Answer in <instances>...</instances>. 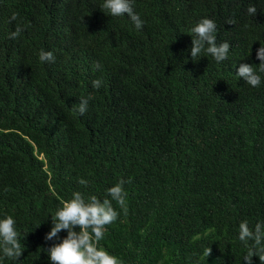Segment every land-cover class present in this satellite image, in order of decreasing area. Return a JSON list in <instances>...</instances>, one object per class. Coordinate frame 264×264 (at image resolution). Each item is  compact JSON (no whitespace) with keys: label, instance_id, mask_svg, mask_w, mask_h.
I'll use <instances>...</instances> for the list:
<instances>
[{"label":"trees","instance_id":"16d2710c","mask_svg":"<svg viewBox=\"0 0 264 264\" xmlns=\"http://www.w3.org/2000/svg\"><path fill=\"white\" fill-rule=\"evenodd\" d=\"M9 1L0 219L14 218L25 251L20 260L0 251V264H51L45 249L59 241L45 236L62 202L76 191L103 200L121 180L125 207L112 201L118 218L99 242L121 264H245L239 224L264 223V73L258 87L237 74L261 63L264 0H134L141 30L102 10L104 0ZM203 18L216 23L217 44H230L223 62L191 57ZM41 50L55 62H41ZM81 98L83 115L73 111Z\"/></svg>","mask_w":264,"mask_h":264},{"label":"clouds","instance_id":"9594fccd","mask_svg":"<svg viewBox=\"0 0 264 264\" xmlns=\"http://www.w3.org/2000/svg\"><path fill=\"white\" fill-rule=\"evenodd\" d=\"M9 8V0H0V16ZM101 9L106 10L111 17L126 14L137 30H141L144 26V21L134 10V0H104ZM247 11L250 15L257 14L254 6H249ZM16 19L17 14L14 13L9 22ZM233 23L231 20L228 21V24ZM216 30V23L209 18H203L191 29L192 47L190 51L193 61L202 52L210 55L217 63L228 58L230 44L228 42L217 44L214 34ZM23 31L24 28L18 24L15 31L9 34V38L16 39ZM256 55L261 63L256 67L247 63L240 64L237 74L252 87H258L261 84L259 73H264V44H261ZM39 60L55 62V56L51 51L41 50ZM101 68L102 65L99 62L93 66L94 70ZM102 83L101 79H96L92 81V86L98 89ZM87 107L88 99L81 98L79 105L74 107L73 111L83 115ZM124 183L125 181L121 180L107 189V196L103 200L95 195L85 198L80 191H76L70 200L62 202V208L51 216L54 226L45 236L46 241H59L45 249L51 264H121L115 255L100 247L99 242L104 239L105 226L112 224L118 218V212L113 207L112 201H115L121 208L125 207L127 193L123 188ZM79 184L86 187L88 181L80 179ZM77 227L79 231L76 230ZM62 230H67V236L61 240L59 234ZM238 238L249 244L248 251L243 257L245 264H253L254 256L259 257L261 264H264V223H256L254 227H251L247 220L241 221ZM0 251L4 258L12 260H20L25 251L15 228V220L11 215L0 219ZM211 252L212 249L208 248L204 255L209 257Z\"/></svg>","mask_w":264,"mask_h":264}]
</instances>
